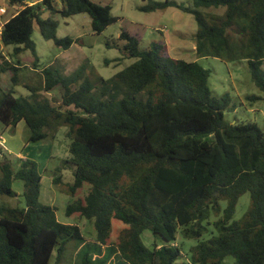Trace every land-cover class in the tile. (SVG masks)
Here are the masks:
<instances>
[{"label":"trees","instance_id":"trees-1","mask_svg":"<svg viewBox=\"0 0 264 264\" xmlns=\"http://www.w3.org/2000/svg\"><path fill=\"white\" fill-rule=\"evenodd\" d=\"M5 1L20 8L0 23V47H13L10 55L0 52V73L11 69L14 86L21 65L11 57L35 53L34 26L45 40L68 49L74 40L57 36L55 15L86 13L96 34L118 19L110 5L93 0ZM170 6L194 15L198 57L246 59L252 81L264 93V0H193L192 7L148 0L139 10ZM210 8L224 13L198 10ZM105 45L136 60L96 84L84 77V68L65 78L50 66L41 70L40 89L62 91L57 106L37 88L28 97H16L13 88L0 92V123L13 128L24 122L28 143L54 140L67 128L65 164L74 170L66 188L74 195L85 184L88 191L67 205L65 214L92 220L95 239H85L77 224L59 222L54 205L39 203L41 175L34 160L19 157L14 169L0 150V194L14 195L12 183L22 180L25 200L24 207H0V264H73L75 259L114 264V255L117 264H224L227 256L233 264H264V131L255 123L225 120L226 105L208 87L211 70L198 62L170 57L164 44L141 49L138 37L126 30ZM246 192L249 209L241 222H231ZM212 214L217 234L191 248L190 262L179 261L178 229L199 239ZM115 221L122 227L111 242ZM145 230L162 242L146 246Z\"/></svg>","mask_w":264,"mask_h":264},{"label":"rangeland","instance_id":"rangeland-1","mask_svg":"<svg viewBox=\"0 0 264 264\" xmlns=\"http://www.w3.org/2000/svg\"><path fill=\"white\" fill-rule=\"evenodd\" d=\"M58 1V0H57ZM102 5H110L111 14L117 17V21L110 24L100 34L93 33L90 26V18L86 13L76 14L67 18L55 15L58 21L57 36L73 38V43L68 49H63L51 40H45L37 26H34L32 40L35 44V53L30 50L22 51L12 61H19L21 69L17 73L18 84L13 85V71L8 69L0 73V92L13 88L16 97H28L30 89H38V94L47 98L53 105L61 104L62 91L55 87L49 92L40 89L43 84L41 70L50 66L55 69L61 77H69L84 68V77L92 84H96L99 78L108 79L117 72L131 65L136 59L127 57L121 50L115 47H106L105 43L110 39H117L123 30L136 35L139 39L141 49L148 48L152 43L164 44L170 57L182 59L188 62L196 61L204 68L211 70L208 79V87L212 97L221 104L226 105L224 118L230 123H255L264 131V93L255 85L251 79L250 70L246 59L224 60L217 57H198L195 54L194 35L197 23L192 13L179 10L176 7L144 12L139 6L148 0H93ZM164 2L165 0H154ZM192 7L193 0H171ZM0 7L5 12L0 17L2 24L11 15L17 12L19 7L9 6L5 0H0ZM202 14L224 13V8L198 9ZM45 17L48 16L46 12ZM12 46L0 47V52L10 55ZM264 63V62H263ZM264 70V64L262 66ZM76 83L71 86L74 90L79 86ZM250 97H258L251 100ZM66 127H61L54 140L28 143V129L23 122L16 127H5L0 123V150L12 161V166L17 169L18 158H30L37 163L41 175L39 203L54 205L56 207V218L65 224H77L85 239L94 241L95 231L93 221L77 214L67 216L66 206L76 199H82L88 191V186L83 185L74 195H70L66 185L73 181V166L65 164L69 156L68 140L65 137ZM5 147V149H4ZM3 154H0V162ZM61 176L58 183H53V178ZM1 178V172H0ZM14 195L0 194V207H24L23 182L16 180L12 183ZM225 200L220 201L224 208ZM250 206V194H242L235 206L231 222H241ZM212 214L206 231L199 239L187 238L181 234L180 229L176 233V244L181 248L179 261L190 262L192 257L191 248L198 242L207 240L212 234H217L212 222L216 220ZM122 227L119 222L113 223V231L110 241H115L118 230ZM141 239L143 243L152 247L153 243H161L160 237L155 236L150 230H145ZM72 244V243H71ZM71 244L66 254L71 252ZM77 259L73 264H78ZM111 263L117 264L114 256ZM234 259L227 256L224 264H233Z\"/></svg>","mask_w":264,"mask_h":264},{"label":"built area","instance_id":"built-area-1","mask_svg":"<svg viewBox=\"0 0 264 264\" xmlns=\"http://www.w3.org/2000/svg\"><path fill=\"white\" fill-rule=\"evenodd\" d=\"M27 4H32L31 2H27ZM5 12V8L4 7H0V17L1 15Z\"/></svg>","mask_w":264,"mask_h":264},{"label":"crops","instance_id":"crops-1","mask_svg":"<svg viewBox=\"0 0 264 264\" xmlns=\"http://www.w3.org/2000/svg\"><path fill=\"white\" fill-rule=\"evenodd\" d=\"M21 123V122H20ZM24 123V122H23ZM4 149H5V147H4Z\"/></svg>","mask_w":264,"mask_h":264}]
</instances>
